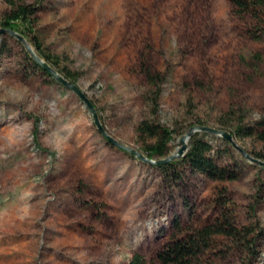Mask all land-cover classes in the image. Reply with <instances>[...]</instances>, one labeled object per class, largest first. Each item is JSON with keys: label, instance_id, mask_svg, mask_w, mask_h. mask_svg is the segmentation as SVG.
Returning a JSON list of instances; mask_svg holds the SVG:
<instances>
[{"label": "rangeland", "instance_id": "374dc122", "mask_svg": "<svg viewBox=\"0 0 264 264\" xmlns=\"http://www.w3.org/2000/svg\"><path fill=\"white\" fill-rule=\"evenodd\" d=\"M17 1L37 9L30 29L41 57L28 30L18 24L13 32L61 77L63 69L76 73L68 81L105 134L144 157L143 141H153L138 136L142 121L172 131L169 156L193 126L232 134L262 116L264 63L254 70L242 60L264 57V37H249L263 29L235 15L229 0ZM8 9L0 0V24ZM1 30L0 264H130L136 253L149 262L175 221L192 229L219 216L222 195L237 228L251 231L250 250L216 236L198 264H264V166L231 146L220 162H235L238 179L178 167L181 180L170 181L107 142L77 95L38 71L24 43ZM143 49L150 67L167 73L156 109L138 69ZM199 134L222 149V138ZM232 137L264 163L256 157L264 142Z\"/></svg>", "mask_w": 264, "mask_h": 264}, {"label": "trees", "instance_id": "16d2710c", "mask_svg": "<svg viewBox=\"0 0 264 264\" xmlns=\"http://www.w3.org/2000/svg\"><path fill=\"white\" fill-rule=\"evenodd\" d=\"M8 6V11L4 14V18L0 24L1 28L8 31L18 32V24H21L30 41L36 48V53L41 57V49L39 42L32 35L33 23L37 20V9L29 4L20 3L17 0H3ZM232 12L241 17H248L262 27L261 34L250 33L252 40L260 41L264 37V0H229ZM21 33V32H20ZM19 33V34H20ZM22 34V33H21ZM23 35V34H22ZM43 58V57H42ZM46 59V63L48 58ZM138 69L143 75L145 82L153 89L151 92L150 105L153 109L157 108L160 86L165 82L167 73L154 70L150 67L148 53L143 49L138 56ZM32 65L40 72L48 77L51 74L41 68L32 58H29ZM51 61V60H50ZM244 65L252 69L264 63V57L260 53H254L249 59L242 60ZM55 63V62H54ZM62 75L66 80L74 81L77 74L66 69L62 70ZM54 79V78H53ZM55 80V79H54ZM197 127V126H193ZM198 127H203L201 124ZM138 136L143 139L152 140V143H144L143 151L148 160L157 161L165 158L168 154V142L171 140L172 131L164 126L156 123L142 121L136 129ZM238 138H254L260 142H264V109L260 119L250 126L237 125L231 134ZM205 134L194 133L188 142V150L182 158L175 159L165 164L149 165L158 168L165 178L170 181L181 180V175L176 172L178 167H187L192 173H199L214 181H234L238 179L242 170L235 162H220L223 159L224 151L231 149L230 143L221 140V148H216L209 141L204 140ZM256 157L264 158L261 154ZM228 199L223 195L216 201L217 206L223 208L220 215L212 222L201 227L184 229L177 221L174 222V234L161 246L154 254L151 261L146 262L139 254H133L130 264H198L205 252L211 248L213 238L216 236H224L235 241L243 240L244 248L247 252L250 250L251 241L248 237L251 231L248 228L238 229L235 225L233 216L229 209H226Z\"/></svg>", "mask_w": 264, "mask_h": 264}, {"label": "water", "instance_id": "95a60500", "mask_svg": "<svg viewBox=\"0 0 264 264\" xmlns=\"http://www.w3.org/2000/svg\"><path fill=\"white\" fill-rule=\"evenodd\" d=\"M2 32H6L5 30H1ZM15 36H17L18 40L21 41L22 43H24V45L27 48V52L30 54L31 58L41 67L43 68L46 72H48L49 74L52 75V77L62 86L66 87L67 89L71 90L73 93H75L77 95V97L81 100V102L85 105V107L89 110L91 117L93 119V123L95 124L96 128L98 129L99 132L102 133V135L106 138L107 142H109L111 145L116 146L117 148L128 152L129 154H131L134 157L139 158L140 160L144 161V162H150L151 164H165L168 163L170 161H173L175 159L178 158H182L186 152V142L188 139H190V137L197 132H201V133H207V134H211L215 137H219L222 138L223 140L227 141L228 143H230V145L237 150L238 152L241 153V155L243 157H245L249 162L252 163H257L260 166H264V163L257 161L256 159L251 158L248 154H246L245 152H243L240 148H238V146L236 145V143L233 140V137L231 134L224 132V131H220L214 128H209V127H193L189 130V132L182 136L180 139V144L181 147L176 151V153L169 155L165 158H162L160 160L157 161H153V160H148L146 157L142 156L141 154H139L138 152H136L135 150H132L126 146H123L121 144H119L118 142H116L115 140H113L112 138H110L108 135L105 134V132L103 131L98 117L96 115L95 109L93 107V105L90 103V101L86 98V96L84 95V93H82V91H80V89L75 86L73 83L69 82L68 80H66L64 77H61L54 69H52L49 65H47L43 60H41L33 51L32 49L28 46V44L26 43V41L18 34H16L13 31H7Z\"/></svg>", "mask_w": 264, "mask_h": 264}]
</instances>
